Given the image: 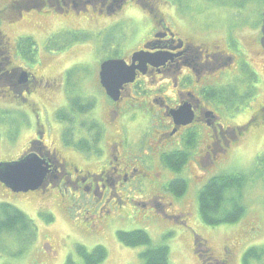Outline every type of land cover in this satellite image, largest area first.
<instances>
[{"label":"flooded vegetation","instance_id":"obj_1","mask_svg":"<svg viewBox=\"0 0 264 264\" xmlns=\"http://www.w3.org/2000/svg\"><path fill=\"white\" fill-rule=\"evenodd\" d=\"M33 1L40 2L41 15L61 12L56 21L74 26L58 32H95L102 39L76 42L78 55L58 78L38 76V66L42 65L39 51L36 59H25L20 38L13 46L17 58H12L8 42L0 44V112H22L23 123L13 134L18 137L25 124L29 126L23 130L30 132L25 149L15 160L34 152L51 165L40 189L12 194H38L42 198L40 195L58 190L64 199L86 203L89 215L104 208L108 216L117 215L133 205L155 213L160 203H166L168 194L177 199L167 188L177 177H160L164 172H175L164 162L166 158L183 154L184 162L195 160L203 170L215 171L230 161L240 143L254 131L264 130V0L256 11V0H244L248 1L245 11L230 8L222 21H215L209 11L202 29L183 19L175 8L165 9L163 0ZM131 18L137 28L128 32ZM244 27L248 31L241 32ZM131 43L136 46L129 48ZM139 51L148 59L144 64L133 61ZM84 56L89 58L83 60ZM116 59L133 66L135 78L119 87L115 100L102 85L100 71L105 61ZM57 92L85 98L83 114L93 121L95 98H104L106 120L100 121L102 126L98 124L103 135L98 152L66 146L62 130L58 147L46 144L52 130L48 107L40 98ZM181 108L192 114L191 122L183 124L174 116ZM81 116L77 117V142L88 139L82 136L89 129L87 125L81 129ZM139 194L143 196L137 197ZM102 219L93 224L100 226ZM198 245L204 244H196V248ZM231 258L230 250L222 260L211 257L213 264H227Z\"/></svg>","mask_w":264,"mask_h":264},{"label":"rangeland","instance_id":"obj_2","mask_svg":"<svg viewBox=\"0 0 264 264\" xmlns=\"http://www.w3.org/2000/svg\"><path fill=\"white\" fill-rule=\"evenodd\" d=\"M21 1L0 0V44L5 46L8 42L13 54V46L17 45L16 41L19 38L31 36L37 43L38 58H41L42 62V65L38 66V76L47 75L58 78L61 70L76 59L78 49L75 48L76 43H74L69 46L70 48L64 49L56 55H52V53L60 50L67 43L70 33L78 31L64 32V34L58 32L65 29H74V26L72 25V27L66 21H56L61 12L42 13L41 15L39 11L43 8L40 7L39 1ZM232 1L182 0L181 2V0H176L177 5L175 6L171 4L170 0H163L161 5L165 4V9L175 8L183 19L186 20L187 18L190 23L202 29L203 25L206 24L205 18L206 15L208 17L209 11L215 21H218V19L222 21L227 13L226 10L233 8L230 3ZM20 11H23L22 15ZM134 12L138 14L137 11ZM135 14L128 15L132 17ZM77 22L80 21L77 20ZM136 28L137 24L131 18L127 24V30L130 32L131 29L135 30ZM244 31H248L247 27H244L241 32ZM1 35L3 36L2 40ZM87 35L88 40L98 41L102 39L95 32ZM79 38L82 39L83 37L79 36ZM135 46L134 43L128 45L129 48ZM13 57L17 58L14 54ZM81 58L87 60L89 57L84 56ZM40 99L48 107L47 120L52 130L50 137L45 142L47 145L54 143V146L58 147L59 133H61L60 130L64 126L61 128L56 120V109L66 107L69 98L57 92L55 94H43ZM80 100L81 105L87 106L83 98ZM95 100L97 108L92 115L94 119L96 118L97 123L102 126L100 121L105 119L103 115L106 113V102L102 97H96ZM15 110L16 112L12 111L10 114L11 119H3L4 122L2 121L3 123L0 124V162L15 160L25 149V145L30 139V132L25 133V130H23L25 126H29L28 124L21 126L18 137L10 132L12 121L19 120L20 125L23 123L20 119L23 113L17 112V109ZM84 114L80 117L82 120L80 126L87 125L89 127L90 124L95 126L92 124L94 122L92 117ZM30 118L32 119L31 116ZM133 127L134 133H136V126ZM97 128H99V125ZM261 131H254L252 136L240 143L239 149L234 151L230 161H227V164L222 168L218 167L215 171H205L195 160L191 161L190 159L184 162L181 168L182 171L179 173L168 171L162 173L164 177L162 174L161 176L158 175V177L160 176L166 180L173 179L174 176L182 177L186 180V188L181 198L174 199L175 197L172 194H168L165 199L166 203H160L155 213L150 212L149 209L141 205H133L131 207L125 206L124 210H121L122 213L117 215L108 216L105 208L95 215H89L84 208L87 206L84 205L86 203L80 202L79 205L75 204L73 200L64 199L58 190H51L45 196L40 195L42 198L38 194L14 195L15 193L12 194V191L10 192L0 183V203L7 202L19 208L38 227V237L29 252L18 259H8L7 256L0 254V264H65L68 255L75 254L77 244H83L88 249H92L97 245L105 246L109 254L101 264H144L140 254L145 250V246H126L117 237L119 230L129 231L134 229L146 230L154 243L167 244L170 247V264H213L211 257L222 260L228 250L232 253V258L227 264H243V256L250 248L264 247V177L252 176L243 198L246 213L240 221L233 224L216 226L205 224L199 215L198 193L202 186L218 173L229 170L253 172L256 167H259L257 159L264 155V130ZM94 133V131L88 130L83 136L91 138ZM260 162L264 164V159H261ZM259 168L260 170L256 171L255 174L264 176V173L261 175V171H263L261 166ZM142 196L137 195L140 198ZM164 211H167L173 217H167ZM104 214L106 217L102 219ZM50 217L53 219L48 221ZM101 219H106L103 226L93 224V221ZM196 244L204 245L201 247L198 245L199 247L196 248ZM202 253L203 255H201ZM218 264H221V262L219 261ZM251 264H264V259L262 263L252 261Z\"/></svg>","mask_w":264,"mask_h":264},{"label":"trees","instance_id":"obj_3","mask_svg":"<svg viewBox=\"0 0 264 264\" xmlns=\"http://www.w3.org/2000/svg\"><path fill=\"white\" fill-rule=\"evenodd\" d=\"M170 1L175 6L177 5L176 0ZM210 1L215 2V0ZM20 2L22 1L20 0ZM247 2L248 1L244 0H233L230 3L231 6H237L243 12V10L247 8ZM261 2L262 0L255 1V11L258 10V8H261ZM180 3L179 5L181 6ZM61 33L64 34V32ZM87 34L88 33L84 32L70 33L67 43L58 50V52L67 49L78 41L87 40L89 38ZM79 36H82L83 38L80 39ZM19 44L24 50L21 52V56L28 61L36 59L38 56V48L35 39L32 37H23L19 40ZM71 72L73 73L74 70ZM67 97L69 98L68 105L56 110L55 114L56 120L61 125V128L64 126L62 129L63 142L70 148H88L90 151L98 152L102 144L101 142L103 141V135L101 128L100 130L97 128V121L92 123L95 126L90 124L88 127L91 132H95L91 138L86 137L90 139L92 143H89L88 139H82L79 142L75 141L78 114H83L87 106L80 104L81 98L78 96L69 94ZM83 100H85V98ZM10 114L11 111L2 110L0 112V124L4 122L3 119H11L12 116ZM18 123L19 120H14L10 123L12 125L10 130L11 133H13L14 128L18 126ZM14 125L15 127H13ZM82 127H84V125H81V129H83ZM96 130L98 131L96 132ZM261 159H264V155L257 159L259 167L261 166V169L263 170L261 171L262 175L264 173V164L260 162ZM184 161L185 155L183 154L166 158V160H164L171 170L178 173L182 171L181 168ZM259 167H256L253 172H245L241 170L223 171L210 178L198 193V207L201 220L205 224L211 226L233 224L240 221L246 213L243 198L249 181L252 180L253 175L258 178L264 177L255 174L256 171L260 170ZM168 186L169 187L167 188L176 196V198H181L185 192L186 180L182 177H177L169 183ZM52 219L53 218L50 217L48 218V221H51ZM105 221L106 219L101 222L100 226H103ZM37 237L38 227L25 212L7 202L0 203V254L7 256L8 259L21 258L25 253L31 250ZM117 237L126 246H145V250L140 254L144 264H170V247L165 243H154L152 237L146 230H119L117 232ZM108 254V249L103 245H97L92 249H88L83 244H77L75 246V254H69L65 264H101L107 259ZM263 259L264 247H253L244 254L243 264H251L252 261L262 263Z\"/></svg>","mask_w":264,"mask_h":264},{"label":"water","instance_id":"obj_4","mask_svg":"<svg viewBox=\"0 0 264 264\" xmlns=\"http://www.w3.org/2000/svg\"><path fill=\"white\" fill-rule=\"evenodd\" d=\"M262 34L261 42L264 47V10ZM144 55L141 51L135 53L133 61L144 64L148 60ZM100 78L108 95L116 100L119 87L134 80L135 70L123 60H107L101 66ZM174 116H179L183 124L191 122L193 117L185 108H181ZM50 170V162L33 152L15 161L0 162V182L15 193L36 191L43 186Z\"/></svg>","mask_w":264,"mask_h":264}]
</instances>
